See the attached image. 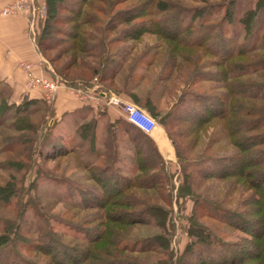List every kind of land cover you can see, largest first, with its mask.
Returning <instances> with one entry per match:
<instances>
[{"label": "trees", "instance_id": "16d2710c", "mask_svg": "<svg viewBox=\"0 0 264 264\" xmlns=\"http://www.w3.org/2000/svg\"><path fill=\"white\" fill-rule=\"evenodd\" d=\"M44 1L46 18L37 45L44 58H48L54 71L53 77H59L63 83L71 87L89 85L95 77H98L104 89H113L118 93L126 94L134 104L156 119L175 150L179 166L182 170L192 169L190 172H182V183L178 188L179 198L188 196L194 198L198 210L206 211L210 208V205L201 201L199 195L195 198L196 192L192 191L194 187L192 182L197 179L230 182L229 194L233 191V187L241 191L253 192L244 201L243 213L239 210L235 212L222 210L215 205L216 215L224 218L230 226L237 228L235 224H244L245 227L242 228L249 239L244 240L242 244L224 245L206 230H192L190 235L194 237V241L186 248L181 261L183 260L184 264L185 262L187 264H264V81L253 82L249 79L259 71L264 72V29L262 25L259 26L261 23L258 20L259 12L262 8L264 9V0H258L257 8L245 12L239 19L227 7L223 18L218 23L208 21V17L214 13V10L216 12L218 5H209L200 14V10H195V16H188L190 11H183L182 8L186 9L185 7L162 0H140L128 9L109 15L102 29L98 27L103 24L100 22L98 13H109L116 5L133 0ZM233 2L234 0H231L227 5L231 7ZM171 8L180 13L179 17L169 16ZM153 12H158V19L153 18ZM168 23L170 25H166ZM234 25L239 26L244 35L235 32L228 35L227 27ZM85 28H87L86 32L83 31ZM106 32L118 33L112 37L111 43L139 41L143 36L150 34L163 41L165 47L161 56L157 45L156 48L144 52L130 66V59L136 57H131L134 50L129 51L130 57H128L129 52L126 54L112 53L107 41L104 40L106 35H102L103 37L98 42L99 33L105 34ZM254 36H256V43L251 45ZM200 48H204L205 53L215 59L212 64L199 67L201 66L199 65L201 55L198 51ZM100 49L102 57L98 65L92 66L82 57L84 53L98 55ZM50 54L52 55L47 56ZM161 57H165V60ZM236 59H242V61H235ZM159 60L161 70L155 80L149 81V69ZM144 62L147 70L138 76L137 65ZM126 64L130 66L129 71L124 69ZM122 71H125V74L120 78L119 74ZM185 73L188 79L176 92L174 104L168 110L162 111L160 100L166 91L170 90L169 84L174 80L179 81L184 78ZM243 78L247 79L243 80ZM117 83L121 86H117ZM171 91L172 89L169 93ZM10 95L11 90L8 87L0 86V129L30 132L32 136L7 137L0 133L5 143L20 142L25 145L21 155L29 156L27 158L29 163L12 156L0 166L1 170L11 172L10 177L3 181V185H0V231L2 232L0 246L5 245L6 242L8 244L15 242L14 244L19 243L23 248L40 250V245L25 242L23 233H21L22 226L15 221L17 214L20 220L28 207L36 206V201L35 198H31L33 201L28 199L23 206H20L24 202L22 196L25 187L22 179L16 177L13 171L22 172L32 165L37 167L32 153L38 151L41 143L48 146L45 151L40 150L39 152V155L44 157L43 161L75 154L78 152L77 149H67L64 142L71 144L76 142L80 148V153H77L78 158L85 156L94 158L92 164L97 166L96 164L102 161L100 150L102 146L96 145L99 125L106 112L91 116L88 113L76 111L64 115L59 121L54 118L52 107L50 121L46 123L47 126L46 124L43 126L34 123L31 118L50 107L46 102L25 97L19 104H16L10 102ZM10 111L12 115L3 119L2 117ZM67 117L72 119V127L75 128V134L70 140L57 134L59 127L65 124ZM6 122L10 124L5 125ZM211 124L219 127L217 133L225 134L235 151L226 156H204L199 160L186 157L185 154H188L186 152L191 151L192 146L199 143V134ZM119 126H123L124 135L129 136L126 142L133 148L136 167L131 173L132 177L129 179L125 177V182L120 185L115 184V180L106 184L100 182V193L96 192L93 195L95 202L98 203L96 206L101 207L100 209L111 205L119 206L117 196L131 190L132 193L127 197L129 203L138 199L135 191H165L160 166L163 158L156 144L152 141L154 146L148 148L157 156L159 162L148 160L147 155H144L145 148L139 145L140 140L151 141L152 139L125 119L110 122L106 130L108 131L107 136L117 140L119 134L114 130L117 131ZM179 127L180 129H177ZM211 141L207 149L212 146L213 142H216L213 138ZM118 150L114 149V151ZM0 153L11 154V151L6 146ZM105 168L109 171L108 167ZM33 185H36V181L32 182ZM114 190L116 192H113ZM70 192L73 193L70 197L71 204L68 205L75 209H83L84 207L73 197V194L76 192L81 194L83 190L71 187ZM67 198L69 199L66 195H58L56 199L58 202L68 203ZM126 206L129 207L131 204ZM143 208L155 210L156 207ZM159 210L162 209L159 208ZM10 211L11 217L2 215ZM37 217L42 216L37 215ZM86 231L89 237L86 239V245H95L98 249H94L92 253L90 249L83 251L80 263H74L73 259L68 258L71 264H137L127 263L123 259L113 257L114 255H106L110 253L108 250L111 246L117 253H123L132 242L135 244L131 247L133 253L154 252L155 247L151 244L156 242H160L161 248L166 250L170 246L166 237H163L162 241L158 239L161 237H158L154 240L136 242L121 235H117L116 241L114 240L115 244L111 245V243L107 244L109 242L107 229L101 232L91 229ZM13 237L14 240H10ZM196 245L216 246L218 255L207 258L204 253L195 249ZM227 252H230L229 255ZM13 257L18 258L22 264L26 263L23 257L14 255L1 264H12L8 261ZM188 257L190 261L187 260Z\"/></svg>", "mask_w": 264, "mask_h": 264}, {"label": "rangeland", "instance_id": "374dc122", "mask_svg": "<svg viewBox=\"0 0 264 264\" xmlns=\"http://www.w3.org/2000/svg\"><path fill=\"white\" fill-rule=\"evenodd\" d=\"M162 1L173 3L179 7H185L186 9H182L183 11H190L188 16H195V10H200V14V12L209 5H218L216 12L214 10V13L208 17L209 22L217 23L223 18L227 7L230 11H232L234 16L239 19L245 12L257 8L258 3V0H234V4L229 7L227 4L231 0ZM138 2H140V0L123 2L112 8L109 13H98L100 22L103 23L100 24L101 26L98 25V27H101V29L104 28L108 17H110L109 15L123 9H128ZM179 14L180 13L176 12L174 8L173 10L171 8V14L169 16H173L174 18L179 17ZM153 15V18L158 19V12H155ZM198 16L201 17V15ZM258 20L261 23L259 26L262 25V28L264 29L263 8L258 14ZM166 25L170 24L168 23ZM173 26L171 28H173ZM227 28L228 35H231L233 32L244 35L237 25ZM86 29L87 28L83 31L86 32ZM117 34L115 32H106L105 34L99 33L98 42L103 37L102 35H106V39L104 40L105 42L107 41L106 43L108 48L112 53L126 54L130 50H134V52L131 53V57H136L134 58L135 60L129 58L131 61L129 63L130 66L133 65L144 52L154 47L156 48L157 45L161 56L165 47V43L163 41L158 40L157 37L150 34L143 36V38L139 41L111 43L110 41L112 40V37ZM255 38L256 36L253 37L251 45L256 43ZM241 42L243 43V40ZM238 43H240V41H238ZM198 51L201 55V62L199 64L201 66L199 67H204L205 65L208 66L210 63L212 64L214 62L215 59L205 53L204 48H200ZM51 55L52 54L47 56ZM82 57L88 61L90 65H98L102 57V50L100 49V54L98 55H96V53L93 55H87L84 53L82 54ZM128 57H130V52ZM161 58L165 60V57ZM47 59L48 58H45L47 64L44 65V67H48V72L50 76L53 77L52 73H54V71ZM235 61L240 62L242 59H236ZM129 65L125 66V68L127 67V71H129ZM160 66L159 60L156 65L150 69L149 81L156 79L155 77L160 72L162 67ZM143 72L144 71H141V73ZM263 75L264 72L259 71L250 76L249 79L253 82H262L264 81ZM183 76L184 78H181L179 81L174 80L169 84V89H172V93H169L170 90L168 92L166 91L161 98L160 109L162 111L168 110L174 104L176 92L184 83H186V80L188 79L186 78V73ZM246 79L247 78H243V80ZM98 92H100V90ZM221 92L225 93L224 91ZM46 104L50 107L41 111L40 114H37L34 118H31V121L39 125L42 124L43 126L50 121L52 103L48 104L46 102ZM108 108H105L104 112L106 113L103 114L104 118L102 119V123L99 125L96 145L98 147L102 146V149H100L102 151V161L96 164L97 166L92 164L94 158L91 159L89 156L78 158L79 155H77V153H80V148L76 142L74 144L64 142L67 149H77L78 152H75V154L62 156L56 160L47 159L46 161H43L44 157L42 155L40 156L39 152L40 150L45 151L48 146L41 143L40 146L37 145L38 151L32 153V157L35 159L37 167L32 165L29 169L22 172L13 171V174L16 177L22 179L23 186L25 187V191L22 196L24 202L21 203L20 206H23L28 199L33 201L32 199L35 198L36 201V206L33 208L28 207L27 212L20 218V220L18 219L17 214V219H15V221H18L22 226L21 233H23V239L25 242L32 243L33 245H40L41 251L35 248H23L19 243L14 244L15 242H13L12 244H8L6 242L5 245L3 244L0 246V264L14 255L23 257V260L26 261V263L23 264H67L69 263L68 258H71V260L73 259L74 263H80L82 262L81 256L83 251L90 249V252H93L94 249H98L95 245L87 246L85 243L87 242L86 239L88 237V231L86 230L89 229L97 232L107 229L109 231V236L107 238L109 239V242L107 244L111 243V245H113L114 240L116 241L117 235L131 238L136 242H144L148 239L154 240L158 237H161L158 238L160 241L164 240L163 237H166V239L170 242L169 249L167 250L161 248L160 242L151 244L155 247V251L150 253L131 252V247L135 245L133 242L130 243L129 248L123 253H117L115 248L112 246L108 250L110 253L106 252L108 253L106 256L114 255L113 257H118L121 260L123 259L127 261V263L137 264H184V261H181L182 255L186 248L194 241V237L190 235L192 230H206V232H210L212 236L216 237L219 243H223L224 245H231L234 243L242 244L244 240L249 239V236L242 228L245 227V225L235 224V227L237 228L230 226L226 223L227 221L224 218H220L221 216L219 217L216 215L215 205L222 210L226 209L234 212L239 210L243 213L244 201L247 197H249V195L253 194V192H246L244 190L241 191L240 189H234L233 187V191L229 194L228 187L230 182L198 179L195 181L193 180L192 183L194 187L192 188V191L196 192L195 198L200 197L203 203L210 205V208H208V210L206 209V211L202 209L198 210L194 198L189 196L181 198L178 197V188L182 183V172H190L192 169L186 168L182 170L177 162V158L176 162L165 161L164 159H161L160 161V166L162 167L161 177L164 181L165 191H135L138 199H136L133 203H129L127 197H129L130 193H132L131 190L125 194H121V196H117L116 200L118 201L119 206L111 205L105 209H100L101 207L98 208L96 206L98 203L95 202L93 195L96 192L100 193V182L106 184L112 183L115 180L114 183H118L120 185L122 182H125V177L128 179L132 177L131 173L136 167V163L134 161V158H136L135 153L132 150L133 148L130 145H127L126 141H128L129 136L124 135L123 126L117 127V131L114 130L119 134L117 140L111 139L110 136H107L108 131L106 132V130L107 127H109L110 122L113 123L117 120L123 121L125 119L117 108H111V112L108 111ZM10 113L11 111L2 118L4 119L7 116L12 115ZM10 122H6L5 125H9ZM72 124V119L67 117L65 124L60 126L61 128L59 127L57 134H60L70 140V138L75 134V128L72 127ZM45 126H47V124ZM159 128L160 130L163 129L158 123V129ZM177 129H180V127ZM218 129L219 127L217 125L215 126V124H211L206 127V129L199 134V143L196 146L194 144L191 151H187L186 153L188 154H185V156L191 159L199 160L204 156L222 157L235 151L233 146L230 145L225 134L222 135L217 133ZM0 133L7 137L32 136L30 132H15L12 129H0ZM150 138L152 139L151 141L140 140L139 145L145 148L144 155H147L148 160L159 162L157 156L154 155V153L148 148L149 146L153 147L154 143H158V139L155 136ZM212 138L216 142H213L212 146L207 149L211 145ZM35 145L36 144H34V146ZM6 146L9 147L11 154L0 153V166L4 165L8 159L12 158V156L29 163V160L27 159L29 156L26 157L21 155V152L25 149V145L20 142L5 143L0 136V151ZM115 148L119 150L114 151ZM105 167H108L109 171ZM10 175L11 172L5 169H0V185H3V181L7 180ZM121 177L123 179H119ZM34 181H36V185L32 186V182ZM232 183L234 184V182ZM71 187H78L83 190V193L81 194L78 192L73 194L77 203H80V205L84 207L81 210L72 208L68 205L71 204L70 197L72 195L71 193H73H69ZM113 192L116 191L114 190ZM58 195H66L69 197V199H66L68 203L58 202L56 199ZM125 204H131V206L128 207ZM143 207H156L157 209L145 210ZM159 208L162 210H159ZM19 210L21 211L20 208ZM2 215H7L8 217L12 216L11 211L4 212ZM37 215H41L42 217L39 218ZM132 219L134 221H132ZM1 233L2 232L0 231V235ZM10 240H14V237ZM118 241L119 238L117 239V242ZM195 249L204 253V256L207 258H212L218 255V248H216V246L208 247L204 245H196ZM229 253L230 252H227V255H229ZM183 259L185 260V258ZM187 260L190 261L191 259L188 257ZM8 262L12 264H22L20 263V260L15 257L10 259ZM185 263L187 264V262Z\"/></svg>", "mask_w": 264, "mask_h": 264}, {"label": "crops", "instance_id": "0c3cea01", "mask_svg": "<svg viewBox=\"0 0 264 264\" xmlns=\"http://www.w3.org/2000/svg\"><path fill=\"white\" fill-rule=\"evenodd\" d=\"M13 1L0 0V13ZM45 18L46 3L44 0H34L32 13L29 15H0V86L8 87L11 90V103L19 104L25 97L44 101L40 89H31L27 86V79L19 65L22 62L35 64L46 75L50 76L48 67H44L47 64L46 60L37 45ZM136 70L138 76L141 71L146 72V63L138 64ZM124 74L125 71H122L119 74L120 78ZM117 86H121V84L118 85L117 83ZM99 90L100 92L112 93L124 101L132 102L126 94L118 93L113 89H104L98 81V77H95L89 85L83 87H71L62 83L52 102L54 118L60 121L64 115L76 111L93 116L103 113L106 107H109L108 111L111 112V108L114 107L108 105V99L102 97V94L98 92ZM153 136L158 139L156 146L163 159L176 162L175 150L166 137L165 131L159 128Z\"/></svg>", "mask_w": 264, "mask_h": 264}, {"label": "built area", "instance_id": "2783aa9c", "mask_svg": "<svg viewBox=\"0 0 264 264\" xmlns=\"http://www.w3.org/2000/svg\"><path fill=\"white\" fill-rule=\"evenodd\" d=\"M33 3L34 0H14L3 9L0 15H29L32 13ZM19 67L27 79V86L31 89H40L44 101L51 104L56 97L60 85L63 83L62 80L59 77L46 75L37 65L32 63L22 62ZM100 94H102V97L108 99V105L117 108L128 123L144 134L152 137L157 131L158 122L146 110L132 102L124 101L112 93L100 92Z\"/></svg>", "mask_w": 264, "mask_h": 264}]
</instances>
